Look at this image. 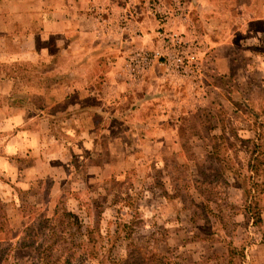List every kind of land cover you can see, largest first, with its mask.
<instances>
[{"label":"rangeland","instance_id":"obj_1","mask_svg":"<svg viewBox=\"0 0 264 264\" xmlns=\"http://www.w3.org/2000/svg\"><path fill=\"white\" fill-rule=\"evenodd\" d=\"M183 1L188 20L171 27L206 44L188 100L99 104L96 82L62 86L93 81L91 61L79 78L59 58L0 61V264H264V171L261 220L247 208L253 143L264 152V0ZM168 112L179 122L159 121ZM13 134L29 142L7 154Z\"/></svg>","mask_w":264,"mask_h":264},{"label":"crops","instance_id":"obj_2","mask_svg":"<svg viewBox=\"0 0 264 264\" xmlns=\"http://www.w3.org/2000/svg\"><path fill=\"white\" fill-rule=\"evenodd\" d=\"M137 7L133 16L127 0H0V61L51 62L59 58L70 61L65 73L77 78L92 67L93 81L84 77L81 83L62 86L88 91L89 82L93 86L96 82L103 93L99 104H128L137 98L140 104L166 97L188 100L185 89L191 90L190 85L167 80L159 68L139 86L127 81L123 70L126 55L138 46L152 47L159 27L146 4ZM90 61L92 66L87 67L85 62ZM142 109L140 116L145 115V108L139 112ZM170 115L174 114L162 113L159 121L179 122L175 116L168 118ZM8 118L13 122L16 116L2 117ZM23 136L12 135L5 145L7 154L28 144ZM0 158V169L7 171L9 160Z\"/></svg>","mask_w":264,"mask_h":264},{"label":"built area","instance_id":"obj_3","mask_svg":"<svg viewBox=\"0 0 264 264\" xmlns=\"http://www.w3.org/2000/svg\"><path fill=\"white\" fill-rule=\"evenodd\" d=\"M147 4L148 9L158 16L160 26L152 47L138 46L126 55L123 70L127 81L139 86L153 68L159 66L167 79L184 81L193 89L199 87L205 76L203 52L206 44L193 26L179 30L170 25L173 19L188 20L186 2L175 0L171 9L161 0H149ZM136 14L135 10L131 12L133 16Z\"/></svg>","mask_w":264,"mask_h":264},{"label":"trees","instance_id":"obj_4","mask_svg":"<svg viewBox=\"0 0 264 264\" xmlns=\"http://www.w3.org/2000/svg\"><path fill=\"white\" fill-rule=\"evenodd\" d=\"M258 134H259V132H257V135ZM255 140L249 138L246 141L253 142ZM253 145H254V150H253L254 156H253V161L250 164V172H251L250 179H252L253 184L250 185L251 190L249 191V193H251V191H253V194L251 195V197H252V200H255V202L254 203L252 202L249 206H247V208H248V211L252 215H255L256 217H258V220L260 221L261 220V211L263 210V206H259V204L256 202V200H257V195L259 192V189L257 186L258 185V177L264 171L263 170L264 159L262 158V156L264 155V152L262 151V147H263L262 145L263 144H257L256 142H254ZM262 185H264V182ZM256 191H258V192H256ZM262 191L263 190H261L260 192H262ZM69 216H74V215L70 214ZM74 217L76 218V216H74ZM4 219H6L5 216H4ZM80 227H84L82 225V223H81ZM6 229L9 230V227L5 228L4 222H0V231H6ZM79 231H82V229H80ZM82 233H83V231H82ZM94 234L95 233L93 230L88 229L87 233H85V231H84V233L82 235L87 236V238H88L87 243H89L91 240H93ZM117 234H118V232H116L115 236ZM118 238H120V234L116 236V239H118ZM124 238H126V237H124ZM125 257L112 259L106 263L101 262V264H129V262H130L129 257L128 256L126 258ZM95 258H96V256H95Z\"/></svg>","mask_w":264,"mask_h":264}]
</instances>
